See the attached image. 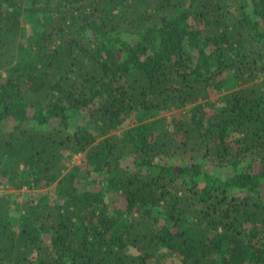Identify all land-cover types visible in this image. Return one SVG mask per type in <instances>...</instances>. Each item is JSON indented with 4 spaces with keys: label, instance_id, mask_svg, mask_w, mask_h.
Wrapping results in <instances>:
<instances>
[{
    "label": "trees",
    "instance_id": "1",
    "mask_svg": "<svg viewBox=\"0 0 264 264\" xmlns=\"http://www.w3.org/2000/svg\"><path fill=\"white\" fill-rule=\"evenodd\" d=\"M0 186V264H264V0H0Z\"/></svg>",
    "mask_w": 264,
    "mask_h": 264
},
{
    "label": "rangeland",
    "instance_id": "2",
    "mask_svg": "<svg viewBox=\"0 0 264 264\" xmlns=\"http://www.w3.org/2000/svg\"><path fill=\"white\" fill-rule=\"evenodd\" d=\"M31 23V22H30ZM34 25V24H33ZM25 30H27L29 32V34L31 33L32 29L35 28L34 26L28 24V22H25ZM38 27V26H37ZM180 112H175L174 115L178 114L179 115ZM171 114H168V116ZM82 155H78L76 157H74L73 159V164L76 165H80L82 163ZM0 190L4 191L1 186H0ZM49 189H45L44 191H48ZM37 193L36 190H29V189H25L22 190L21 192H15L13 193V199L14 201H17L19 203H21L20 205H22V203L27 202L28 200H30L32 198L33 195H35ZM111 197L114 198L112 199V201L110 202V206H112V208H115V206L118 207H123L124 206V200L123 198L117 197L115 194H111ZM20 211L13 213V216L15 218H18L20 216Z\"/></svg>",
    "mask_w": 264,
    "mask_h": 264
}]
</instances>
